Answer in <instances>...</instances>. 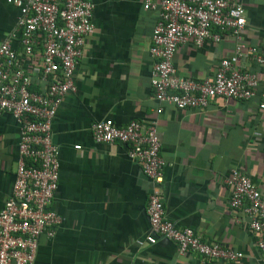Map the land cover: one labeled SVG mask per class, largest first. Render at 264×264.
I'll list each match as a JSON object with an SVG mask.
<instances>
[{
  "label": "crops",
  "instance_id": "crops-1",
  "mask_svg": "<svg viewBox=\"0 0 264 264\" xmlns=\"http://www.w3.org/2000/svg\"><path fill=\"white\" fill-rule=\"evenodd\" d=\"M87 1L94 5V30L75 71L76 90L64 95L51 124L59 161L51 208L62 221L52 238L40 236L33 264H262L259 236L235 221L242 212L229 206L226 179L232 168H239L264 199V110L259 107L264 102V64L240 60L257 73L258 86L249 100L216 96L205 110L160 104L150 82L149 52L157 9H144V0ZM238 1L247 21L242 42L264 48V0ZM18 14L16 6L0 0V42ZM234 47L229 34L217 42L207 39L200 47L188 41L177 48L173 65L180 75L211 78ZM105 118L116 125L130 120L156 124L165 161L161 190L166 217L206 241L242 252L240 260H208L193 252L179 254L169 240L145 241L151 183L128 158L125 145L92 139L91 123ZM18 138L13 118L2 114L0 209L12 191Z\"/></svg>",
  "mask_w": 264,
  "mask_h": 264
},
{
  "label": "built area",
  "instance_id": "built-area-1",
  "mask_svg": "<svg viewBox=\"0 0 264 264\" xmlns=\"http://www.w3.org/2000/svg\"><path fill=\"white\" fill-rule=\"evenodd\" d=\"M6 1L19 14L0 42V116L13 118L19 138L12 191L0 209V264H33L40 236L52 238L62 221L51 208L59 177L51 124L64 95L76 90L75 71L86 38L94 30V5L87 0ZM143 8L157 9L149 47L150 82L157 102L205 110L216 96L239 101L254 96L257 73L240 60L263 65L264 48L242 42L247 21L238 0H144ZM225 34L233 37L235 47L220 60L211 78L196 80L177 73L173 57L181 44L191 41L200 47L207 39L220 41ZM259 107L264 110V102ZM89 129L96 143L125 145L128 158L149 179L147 243L169 240L179 254L193 252L208 260L236 262L243 257L242 252L206 241L190 227L179 228L166 217L161 190L165 161L154 122L130 120L116 125L105 118L92 122ZM226 183L231 210L242 212L235 221L259 236L256 244L264 264V199L237 167L230 170Z\"/></svg>",
  "mask_w": 264,
  "mask_h": 264
}]
</instances>
